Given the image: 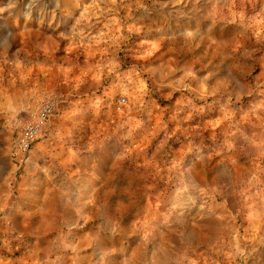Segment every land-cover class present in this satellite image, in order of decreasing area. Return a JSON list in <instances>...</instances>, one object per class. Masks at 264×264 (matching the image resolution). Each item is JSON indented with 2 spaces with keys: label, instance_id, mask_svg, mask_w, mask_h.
<instances>
[{
  "label": "rangeland",
  "instance_id": "1",
  "mask_svg": "<svg viewBox=\"0 0 264 264\" xmlns=\"http://www.w3.org/2000/svg\"><path fill=\"white\" fill-rule=\"evenodd\" d=\"M0 155V264H264V0H0Z\"/></svg>",
  "mask_w": 264,
  "mask_h": 264
},
{
  "label": "built area",
  "instance_id": "2",
  "mask_svg": "<svg viewBox=\"0 0 264 264\" xmlns=\"http://www.w3.org/2000/svg\"><path fill=\"white\" fill-rule=\"evenodd\" d=\"M63 97V93H47L35 115L20 128L12 152V160L17 169L29 163L36 141L56 114Z\"/></svg>",
  "mask_w": 264,
  "mask_h": 264
},
{
  "label": "crops",
  "instance_id": "3",
  "mask_svg": "<svg viewBox=\"0 0 264 264\" xmlns=\"http://www.w3.org/2000/svg\"><path fill=\"white\" fill-rule=\"evenodd\" d=\"M35 151H36V149H35ZM32 157H33L32 163H31V164L29 163L30 165L28 164V166H29L30 169H32V168H33L32 165H33L34 163H36V158H37V154H36V152H35V154H34ZM2 158H3V157L0 155V167H1V164H2V162H3ZM34 168H35V167H34ZM35 169H36V168H35ZM35 169H34V170H35ZM0 173H1V172H0ZM0 179H2V178H1V175H0ZM1 187H2V184H1V182H0V188H1Z\"/></svg>",
  "mask_w": 264,
  "mask_h": 264
}]
</instances>
